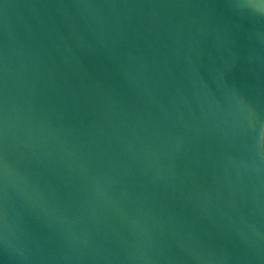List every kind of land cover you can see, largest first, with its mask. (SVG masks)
Masks as SVG:
<instances>
[{
  "label": "water",
  "instance_id": "obj_1",
  "mask_svg": "<svg viewBox=\"0 0 264 264\" xmlns=\"http://www.w3.org/2000/svg\"><path fill=\"white\" fill-rule=\"evenodd\" d=\"M0 264H264V0H0Z\"/></svg>",
  "mask_w": 264,
  "mask_h": 264
}]
</instances>
